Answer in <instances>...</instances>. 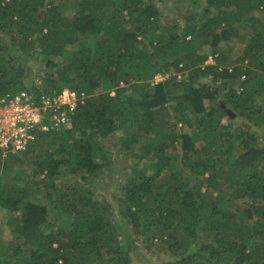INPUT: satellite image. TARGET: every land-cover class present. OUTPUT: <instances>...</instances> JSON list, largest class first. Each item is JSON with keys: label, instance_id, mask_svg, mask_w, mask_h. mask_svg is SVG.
Returning <instances> with one entry per match:
<instances>
[{"label": "trees", "instance_id": "1", "mask_svg": "<svg viewBox=\"0 0 264 264\" xmlns=\"http://www.w3.org/2000/svg\"><path fill=\"white\" fill-rule=\"evenodd\" d=\"M73 1L75 12L64 22L52 0H0V97L25 90L26 66L15 54L29 51L65 59L56 80H45L43 93L53 95L68 88L87 96L60 130L37 138L36 142L45 137L51 151L31 164L30 183L23 188L0 186V208L14 214L7 223L19 235L11 257L2 254V264H132L131 240L113 207L107 206L112 223L91 202L88 188L73 184L64 192L52 190L55 178L78 172L92 177L102 171L107 157L98 140L120 135L128 149L135 130L147 136L138 161L152 162V174L133 171L121 187L117 210L133 232L141 239L163 243L174 257L170 264H264V149L258 146L262 134L256 128L264 114L251 99L250 89L245 86L237 93L228 86V79L244 76L253 81L255 94H264V25L252 27L251 43L239 58L250 61L245 71L236 67L228 74L216 57L212 65L190 70L176 83L180 94L172 92L175 78L149 83L170 67L180 70L181 62L192 68L203 64L209 54L198 56L195 41L200 39V46L212 52L225 38L215 29L220 24L246 23L252 8L264 10V0H206L199 14L206 22L194 25L186 17L178 43L176 35L166 39L150 33L164 30L156 25L160 11L153 0ZM229 5L234 10L224 12L222 8ZM173 10L178 15L179 9L173 6ZM119 21L123 22L118 26ZM67 46L75 48L67 51ZM171 53L170 64L154 61ZM46 65L53 67L50 61ZM209 75L210 85L200 84L199 78ZM204 100L214 105L207 110ZM170 103L171 110L166 108ZM186 113L195 117L196 130L180 133L176 125L185 121ZM166 124H171L170 129ZM178 141L180 167L196 179L195 184L182 182L177 173L159 180L162 169L174 163L165 153L168 143ZM198 142L205 158L195 147ZM235 144L242 149L237 156L232 153ZM6 161L0 155L1 172L7 168ZM224 170L227 176L220 182ZM224 184L233 191L225 194ZM37 189L52 197L60 217L56 230L46 224V207L29 200ZM76 190L86 195L76 196ZM232 201H244L246 208L230 209ZM199 233L210 237L201 240Z\"/></svg>", "mask_w": 264, "mask_h": 264}, {"label": "rangeland", "instance_id": "2", "mask_svg": "<svg viewBox=\"0 0 264 264\" xmlns=\"http://www.w3.org/2000/svg\"><path fill=\"white\" fill-rule=\"evenodd\" d=\"M118 1V0H116ZM206 0H167L166 2L153 0V3L156 8L160 11L159 19L156 22V25L161 27L163 32L150 31L154 32L153 35L162 34L166 39H170L171 36L176 35L177 41L176 43L182 41L181 34L185 27V18H189L191 24H200L203 26L206 20L204 21L199 14L202 12L203 8H205ZM229 0H227L228 2ZM54 6H57L59 9L60 16L62 21L66 22L68 18L72 17V14L75 12V4L73 0H52ZM173 6L179 9L178 15L173 10ZM224 12L233 11V5H229L227 7L222 8ZM124 16L123 20H127L126 13H122ZM211 15H215L214 11H211ZM247 16V22L242 23L241 21L235 23L233 25H224L220 24L215 29V34H224L225 38L223 40L218 41V46L212 49L207 46H200L201 40L197 39L193 46L196 49V54L198 56H202L205 54H209L208 58L204 61V63H198L193 68L190 65H187L184 62H181L183 68L180 70H175L170 67L165 75L159 74L156 75L153 79L149 80L151 85L158 84L159 82H164L166 79L175 78L174 79V87L173 94H180V88H178V81L181 80L184 76L192 71L195 68H201L205 65H212L214 58L222 59L224 69H227L228 74H231L232 71L239 67L242 70L248 69L250 66V61L248 59L239 61V58L242 57L243 51L245 52V48L249 46L251 43V37L253 29L252 27H257V24L264 25V10H261L259 7L252 8L250 10L249 15ZM248 18L255 20L254 22L248 21ZM123 21H119L118 26L121 25ZM173 24L177 25V29H172ZM127 30L130 28L129 25H126ZM149 34V32H148ZM37 38H33L36 40ZM189 40V37L185 39V41ZM83 39H80L79 42H83ZM210 41V39H209ZM75 47L67 46L65 50L72 51ZM16 57L20 58L21 63L25 64L24 71L26 73V80H23V87L25 90L35 89L37 92H43V87L45 86V80L51 78L52 81L56 80L57 73L62 69L65 65V59L61 56H56L54 58H48L40 55L36 52L29 51L28 54L16 53ZM173 53L169 55H165V57H155L154 61L159 62L160 64H170L171 60H173ZM210 59L212 63L209 64ZM50 61L53 64V67H47V62ZM18 63L15 62V65ZM205 64V65H204ZM250 68V67H249ZM245 71V70H244ZM45 73H51L52 75L47 77ZM230 85L236 88V92L240 93L244 91V88L250 89V96L253 101H255L256 105L260 107V111L264 114V94L260 92L259 94H255V88L252 87L253 81L247 77L240 76L237 79L231 80L228 79ZM200 84L210 85V75L199 78ZM244 82V83H243ZM243 83V84H242ZM242 84V85H241ZM246 86V87H245ZM32 88V89H31ZM63 89V88H62ZM253 90V93H252ZM99 93V90L95 91L96 95ZM222 97V92L215 99V102H219ZM214 102V101H213ZM204 107L208 110L212 105L208 100L203 101ZM173 107V103L167 104L166 108L171 110ZM194 116L192 114H185V121L181 124L177 123L176 129L180 133H189L191 131H195L194 125ZM264 120V117H262ZM187 122V123H186ZM226 123L227 120L224 119ZM171 124H166V128L170 129ZM251 125V124H250ZM245 126V125H244ZM248 128V125L245 126V129ZM256 128L262 134V138L259 139L258 146L261 150L264 149V121L260 123ZM134 139L131 142L130 147L125 149L123 144H127V141L122 139L120 135L109 136L104 141L98 140L99 150L103 152L107 157V162L102 171H99L95 176L90 177L87 173L78 172L76 174L65 175L63 178H55L54 180V190H61L62 192L65 189L76 184L78 187L88 188L89 196L91 197V202L95 204L97 208L101 209V214L107 220H110L113 223V217L110 214V210L108 207H113L116 213V218H118L119 222H121V227L123 230L127 232L132 244V264H170L171 261L174 260V257L171 256L170 252L166 250V246L161 243L157 239H141L138 234L133 232L131 223L128 219L124 218L120 211L117 210L118 203L120 201L121 195V187L125 184L127 178L132 177V172H143L144 175H151L152 171L149 166L152 162L147 161L146 159H141L144 154V137L142 132L133 131ZM167 134V133H165ZM149 136H152L151 134ZM147 139V138H146ZM39 140H42L41 143ZM38 142H36L32 147H34L31 152L28 154H17V155H9L10 158H2V161L7 162V168L4 171H0V186L10 188L11 186H17L23 188L25 185L30 183L31 177V164L37 158H43L44 154L50 152L51 149L48 148L45 144L46 138H39ZM195 147L198 150H201V156L203 158L206 157V153L202 152L203 144L202 142H198ZM234 150L232 153L234 156H237L241 153V148L235 144L233 147ZM167 156L173 160V166L164 167L161 172V176L159 180L162 182L163 177L170 176L172 174H179L178 177L181 178L182 182L189 181V183L195 184L196 179L189 174L188 170L180 167V159H181V151H180V143L175 142L173 144L168 143V149L165 151ZM17 157L20 162H14L13 157ZM7 158V159H6ZM99 161V160H98ZM98 161H96L98 163ZM264 164V162H263ZM220 164L217 166L219 168ZM221 175V176H220ZM219 181L222 182L224 178H226V171H221L219 174ZM43 178V175L40 176ZM85 178V179H83ZM70 186L66 187L67 185ZM74 185V187H76ZM224 193L228 194L233 191V189H229L224 184ZM36 189V188H35ZM64 189V190H63ZM77 191V190H76ZM201 191H204V187L201 188ZM76 196L79 195V191H77ZM81 196L86 195L85 192L80 193ZM52 197L48 196L47 191L41 192V190L37 189L35 195L30 196V201L33 203H37L39 205H44L46 207V224H52L53 230L59 226V215L56 210L53 208L54 202L51 199ZM230 209L246 208V204L244 201H232L229 203ZM10 211V210H9ZM4 208H0V263L2 264L4 261V257L2 254L8 255L7 257H11L13 245L15 243H19V235L12 231V227L7 223L8 219L14 218V214L9 212ZM112 217V219H111ZM128 221V222H127ZM48 228H45V231ZM199 237L201 240H207V237H210L208 234L199 233ZM3 260V261H1Z\"/></svg>", "mask_w": 264, "mask_h": 264}, {"label": "built area", "instance_id": "3", "mask_svg": "<svg viewBox=\"0 0 264 264\" xmlns=\"http://www.w3.org/2000/svg\"><path fill=\"white\" fill-rule=\"evenodd\" d=\"M86 99L68 88L53 95L22 90L0 97L1 157L24 153L39 136L60 130Z\"/></svg>", "mask_w": 264, "mask_h": 264}]
</instances>
